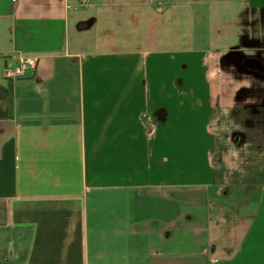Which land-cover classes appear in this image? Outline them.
Here are the masks:
<instances>
[{"label":"crops","instance_id":"1","mask_svg":"<svg viewBox=\"0 0 264 264\" xmlns=\"http://www.w3.org/2000/svg\"><path fill=\"white\" fill-rule=\"evenodd\" d=\"M0 264H264V0H0Z\"/></svg>","mask_w":264,"mask_h":264},{"label":"built area","instance_id":"2","mask_svg":"<svg viewBox=\"0 0 264 264\" xmlns=\"http://www.w3.org/2000/svg\"><path fill=\"white\" fill-rule=\"evenodd\" d=\"M81 5H88L91 0H78ZM40 58L37 55L15 54L6 57L4 75L9 79L20 78L26 69L36 68Z\"/></svg>","mask_w":264,"mask_h":264},{"label":"rangeland","instance_id":"3","mask_svg":"<svg viewBox=\"0 0 264 264\" xmlns=\"http://www.w3.org/2000/svg\"><path fill=\"white\" fill-rule=\"evenodd\" d=\"M230 81H236L237 83H240L238 80L235 79V77L233 76V74L230 75V77L228 78ZM238 85V84H237Z\"/></svg>","mask_w":264,"mask_h":264}]
</instances>
